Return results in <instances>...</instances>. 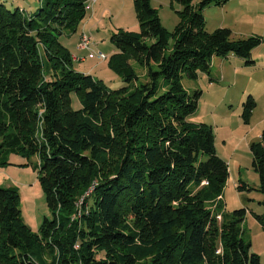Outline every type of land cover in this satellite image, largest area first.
<instances>
[{"label":"trees","instance_id":"16d2710c","mask_svg":"<svg viewBox=\"0 0 264 264\" xmlns=\"http://www.w3.org/2000/svg\"><path fill=\"white\" fill-rule=\"evenodd\" d=\"M175 1L172 33L151 0L134 1L140 31L111 36L108 65L125 82L112 89L74 69L60 39L78 31L89 0H43L30 14L0 0V165L13 153L39 157L52 212L36 233L18 190L0 186V264H261L244 236L247 210H225L230 168L213 127L191 121L201 91L190 94L182 79L209 71L215 56L255 64L263 38L206 29L203 9L227 0ZM256 105L250 95L246 122ZM263 139L251 150L264 194Z\"/></svg>","mask_w":264,"mask_h":264},{"label":"rangeland","instance_id":"374dc122","mask_svg":"<svg viewBox=\"0 0 264 264\" xmlns=\"http://www.w3.org/2000/svg\"><path fill=\"white\" fill-rule=\"evenodd\" d=\"M42 1L3 0L8 8H21L27 14L35 13ZM134 1L91 0L90 9L78 31L64 33L60 38L76 57L73 58L74 69L92 74L112 89L122 87L125 82L108 65L110 55L117 51L111 36L118 29L140 31ZM200 1L193 0L192 3L197 5ZM226 2L212 3L203 9L206 29L212 32L220 27L231 28L235 39L262 36L263 42L252 52L256 63L247 65L245 59L239 57V60L233 61L229 59L230 54L215 56L209 71H200L198 78L184 76L182 83L192 95L201 91L198 109L191 116V121L204 122L213 127L217 152L230 168L222 195L225 210L229 213L240 208L247 210L243 223L244 236L251 243L250 251L258 254L261 264H264V226L255 216L264 214V194L260 175L253 166L251 150V144L260 141L264 135V0ZM151 5L157 9L163 26L172 33L180 22L179 10L182 5L175 0H151ZM83 28L85 30L82 31ZM82 32L92 36V49L79 47ZM99 51L105 53L107 58L102 60L92 55ZM83 57L86 59L82 60ZM135 68L143 81L144 67L135 63ZM44 74L48 78L53 74L48 60L44 62ZM250 95L257 105L250 121L246 122L243 113ZM72 106L74 109L82 107L76 93H72ZM37 163V156L27 158L13 153L9 156L8 164L0 165V186L18 190L24 220L36 233L44 217L52 216L39 180V169L33 167Z\"/></svg>","mask_w":264,"mask_h":264},{"label":"built area","instance_id":"2783aa9c","mask_svg":"<svg viewBox=\"0 0 264 264\" xmlns=\"http://www.w3.org/2000/svg\"><path fill=\"white\" fill-rule=\"evenodd\" d=\"M89 2H91V0H89ZM92 45V36L88 33H85L84 34V38L83 39H80L79 41V47L82 48V49H92L91 47ZM93 56H97L98 58L104 60L107 58V55L103 52H93L92 54ZM78 247V245H77Z\"/></svg>","mask_w":264,"mask_h":264},{"label":"crops","instance_id":"0c3cea01","mask_svg":"<svg viewBox=\"0 0 264 264\" xmlns=\"http://www.w3.org/2000/svg\"><path fill=\"white\" fill-rule=\"evenodd\" d=\"M3 1V0H2ZM229 1H231V0H228L226 3H228ZM248 1H251V0H248ZM92 15H93V12H92ZM85 28V27H84ZM82 29V31L83 30H85V29ZM232 30V29H231ZM233 31V30H232ZM85 33H87V32H82V34H85ZM81 34V35H82ZM262 37V36H261ZM263 38V37H262ZM263 42V41H262ZM82 49V48H81ZM88 50V49H87ZM238 56H236V55H234V54H230V58L229 59H231V60H233V61H236V59L237 60H239L240 59V57H239V59L237 58ZM73 58L75 59L76 57L75 56H73ZM82 60H85L86 59V57H83V58H81ZM213 60V59H212ZM255 62H256V60H255ZM211 65H212V61H211ZM254 65V64H253ZM254 98V97H253ZM255 99V98H254ZM256 101V100H255Z\"/></svg>","mask_w":264,"mask_h":264},{"label":"bare ground","instance_id":"6f19581e","mask_svg":"<svg viewBox=\"0 0 264 264\" xmlns=\"http://www.w3.org/2000/svg\"><path fill=\"white\" fill-rule=\"evenodd\" d=\"M82 37H81V39H83L84 38V34L83 35H81Z\"/></svg>","mask_w":264,"mask_h":264}]
</instances>
